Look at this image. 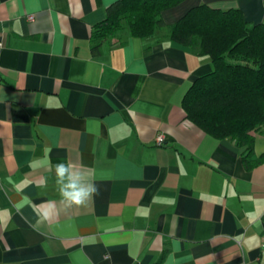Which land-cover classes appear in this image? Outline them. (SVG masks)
Instances as JSON below:
<instances>
[{
    "label": "crops",
    "instance_id": "obj_1",
    "mask_svg": "<svg viewBox=\"0 0 264 264\" xmlns=\"http://www.w3.org/2000/svg\"><path fill=\"white\" fill-rule=\"evenodd\" d=\"M116 1L0 0V264H264V126L247 153L187 120L213 64L170 36L199 5L264 23V0H178L94 54ZM58 163L99 194L63 202Z\"/></svg>",
    "mask_w": 264,
    "mask_h": 264
},
{
    "label": "trees",
    "instance_id": "obj_2",
    "mask_svg": "<svg viewBox=\"0 0 264 264\" xmlns=\"http://www.w3.org/2000/svg\"><path fill=\"white\" fill-rule=\"evenodd\" d=\"M178 0H117L92 32V52L127 27L146 37L163 25L161 12ZM170 36L210 57L213 69L184 95L186 119L207 134L229 138L251 151L264 126V23L250 24L236 9L191 8L170 28ZM245 159V157H244Z\"/></svg>",
    "mask_w": 264,
    "mask_h": 264
},
{
    "label": "clouds",
    "instance_id": "obj_3",
    "mask_svg": "<svg viewBox=\"0 0 264 264\" xmlns=\"http://www.w3.org/2000/svg\"><path fill=\"white\" fill-rule=\"evenodd\" d=\"M56 185L63 202L69 206H80L99 194L96 185L87 173L72 163H58L54 166ZM47 219V214L44 216Z\"/></svg>",
    "mask_w": 264,
    "mask_h": 264
},
{
    "label": "built area",
    "instance_id": "obj_4",
    "mask_svg": "<svg viewBox=\"0 0 264 264\" xmlns=\"http://www.w3.org/2000/svg\"><path fill=\"white\" fill-rule=\"evenodd\" d=\"M155 141L157 144H161L163 141V136L162 135H157L155 138Z\"/></svg>",
    "mask_w": 264,
    "mask_h": 264
}]
</instances>
